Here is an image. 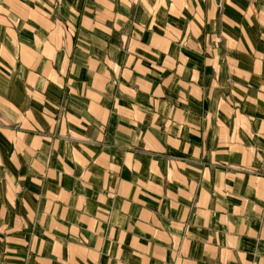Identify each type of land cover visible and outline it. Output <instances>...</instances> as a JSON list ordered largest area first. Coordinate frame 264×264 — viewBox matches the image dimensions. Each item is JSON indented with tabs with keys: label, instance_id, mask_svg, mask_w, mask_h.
Returning <instances> with one entry per match:
<instances>
[{
	"label": "crops",
	"instance_id": "0c3cea01",
	"mask_svg": "<svg viewBox=\"0 0 264 264\" xmlns=\"http://www.w3.org/2000/svg\"><path fill=\"white\" fill-rule=\"evenodd\" d=\"M0 264H264V0H0Z\"/></svg>",
	"mask_w": 264,
	"mask_h": 264
}]
</instances>
